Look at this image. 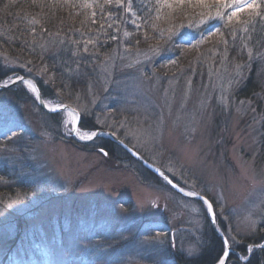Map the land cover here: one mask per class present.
<instances>
[{
    "label": "rangeland",
    "instance_id": "374dc122",
    "mask_svg": "<svg viewBox=\"0 0 264 264\" xmlns=\"http://www.w3.org/2000/svg\"><path fill=\"white\" fill-rule=\"evenodd\" d=\"M143 1L127 0L124 14L110 21L120 26L123 17L143 30L132 9ZM107 4L122 8L114 0ZM197 9L178 19L179 26L193 25L180 33L206 38L193 46L199 36L192 44L178 36L182 59L158 61L137 46L115 47L94 78L81 79L79 87L63 83L58 100H44L50 109L68 105L79 113L78 139L110 132L185 191L207 198L229 241L227 264L231 255L247 263L264 247L263 241L246 255L236 250L247 240H264V33L258 42L248 29L260 25L264 32V14L202 24L207 15L201 14L216 16V10ZM124 28L114 31L121 41L131 36ZM250 45L261 49L254 53ZM255 64L261 93L239 98ZM0 92V132L19 126L15 140L0 141V148L8 145L0 151V188H10L0 192V264H177L176 252L199 254L210 220L203 202L184 198L122 151L107 155V137L78 142L67 112L51 118L31 84Z\"/></svg>",
    "mask_w": 264,
    "mask_h": 264
},
{
    "label": "trees",
    "instance_id": "16d2710c",
    "mask_svg": "<svg viewBox=\"0 0 264 264\" xmlns=\"http://www.w3.org/2000/svg\"><path fill=\"white\" fill-rule=\"evenodd\" d=\"M143 2L132 8L142 20L143 30H135L123 22V17L119 20L120 26L113 25L110 18L114 14L122 16L125 6L116 9L113 5H108L106 0H0V84L14 76L30 78L36 82L45 100H58L57 93L65 88L63 83L78 86L77 83H82L81 79L94 78L92 74L99 68L104 56L115 50V47L137 46L140 51L152 52L153 58L158 61L159 58L171 55L180 59L176 41L183 33H180L182 27L179 26L182 20L178 19L191 17L192 11L197 12V8L201 7L196 1L188 4L187 0L186 5L181 7L173 5L172 0H169L172 7L165 6L162 0ZM125 4L127 0H124ZM190 5L187 10L186 6ZM170 15L175 23L173 27L170 26ZM122 27H127L124 30L131 33L130 38L125 41L119 40L121 35H114V31ZM261 28L262 26L254 24L248 28L258 42L264 33ZM194 36L198 37L199 34ZM85 46L88 48L87 52H84ZM250 48L254 53L261 49L255 45H250ZM259 78L255 64L239 87L238 97L255 100L261 93ZM14 90L16 91L13 88L6 92ZM48 115L54 119L61 116L60 113ZM103 144L104 151L109 156L115 151H122L130 156L109 139H103ZM151 176L156 178L153 173ZM9 189L2 187L0 192L7 193ZM206 225L205 240L199 254L188 258L176 252L174 256L177 264L218 263L217 257L224 252V243L214 232L210 220ZM263 241L262 238L255 243L247 240L241 246H236V250L246 255L248 246L260 245ZM228 264H264V250L255 248L247 263H242L236 255H231Z\"/></svg>",
    "mask_w": 264,
    "mask_h": 264
},
{
    "label": "snow or ice",
    "instance_id": "6c2138e0",
    "mask_svg": "<svg viewBox=\"0 0 264 264\" xmlns=\"http://www.w3.org/2000/svg\"><path fill=\"white\" fill-rule=\"evenodd\" d=\"M107 2L111 3L112 0H107ZM115 4L117 7H123L124 6V0H114ZM186 2V0H175V3L177 6H181L184 5ZM197 4L201 7V8H207L209 10L211 9H215L216 10V16H212L211 13H207V14H201L202 17L204 15H207V20L205 19H201L200 23H207L208 21L211 20H223L226 22H231L234 18L239 19L240 14L241 13H247L249 17H253V16H262V14H264V0H214V3H209V0H196ZM130 3V0H129ZM162 3L167 6V7H172V4L169 2V0H162ZM188 4L192 3V0H187ZM224 9H230V11L225 12L223 11ZM130 10V8H129ZM95 15V14H93ZM133 23H135V21H133ZM244 23H248V21H244ZM111 26V25H109ZM139 27V26H137ZM182 28H187V29H191L193 27V25L189 24V25H182ZM246 31V29H245ZM215 32H220V28H216ZM208 34H213L212 32H209ZM115 37H113L114 39ZM205 33L204 32H200L199 33V39L196 40V44L193 46H198L200 43H202L205 39ZM195 39V37L190 33L185 31L182 35H181V40L185 43L188 44H192V40ZM89 43H91V41H89ZM225 44H227V41H224ZM88 48L87 46L84 47V52H87ZM155 51V50H154ZM171 63H174V61H171ZM21 82H23V78H21ZM30 83V82H29ZM58 110V108H52L51 111L52 112H56ZM67 114L68 116L71 118L68 123L70 126V131L72 132H79L81 129L80 127L76 126L77 122H78V115L76 113V111L73 110H67ZM19 126H13V125H6L4 126V130L2 132H0V141H5V142H12L13 140H15L18 135V129ZM96 135L95 132H91L90 134H87L85 136H81V139H91L92 137H94ZM7 143H5L3 145V148H0V151H6L7 150ZM101 151H103V149H101ZM165 179L167 180V183L171 184L173 188L176 187L175 184H173L171 179H168L165 176ZM180 191H184L183 188L180 189ZM187 196L190 197H198L200 196V193L192 190V191H188L186 193ZM202 199V197H201ZM15 203V201L13 202ZM204 203L207 205V210L209 212L212 213V219L213 222H215V213L213 212V206L212 204H209L207 201H204ZM11 206V205H10ZM233 242H238L236 241L235 237L231 238ZM223 243L225 245L229 244V241L227 239H225L223 241ZM262 250H264V247H262ZM247 251L248 252H252L253 249L251 246L247 247ZM229 253L228 252H222V255L217 257L218 260V264H227V257H228ZM245 257H242V259H244Z\"/></svg>",
    "mask_w": 264,
    "mask_h": 264
},
{
    "label": "water",
    "instance_id": "95a60500",
    "mask_svg": "<svg viewBox=\"0 0 264 264\" xmlns=\"http://www.w3.org/2000/svg\"><path fill=\"white\" fill-rule=\"evenodd\" d=\"M21 78H23V83L27 82L29 84H31L34 88V91L36 92V97H37V100H38V104L39 106L45 110L46 112H51V109L46 106L45 104V100L42 96V93L38 87V85L36 84V82L30 78H26V77H19L17 78L16 80L12 81L9 85H2L0 84V91L1 90H4V89H8V88H11L19 83H22L21 82ZM58 110L56 111V113H60V112H67L65 109L67 110H73L74 108L71 107V106H68V105H64V106H60V107H57ZM75 110V109H74ZM76 111V110H75ZM78 117L80 118V115L79 113L76 111ZM79 121V119H78ZM79 122H77V125H78ZM76 133L77 132H73V137L80 143H85V142H91L99 137H107L109 138L111 141L115 142L118 146H120L126 153H128L133 159H135L138 163H140L144 168H146L148 171H150L151 173H153L154 175L160 177L161 179H163L165 181V183H167V180L165 179V176L168 178V179H171L170 177H168L163 171H161L159 168H157L156 166L150 164L149 162H147L140 154H138L134 149H132L130 146H128L127 144H125L123 141H121L120 139H118L114 134L110 133V132H103V131H98L96 132V135L94 137H92L91 139H87V140H80L77 138L76 136ZM172 180V179H171ZM173 184L176 185L175 188L172 187L171 184L167 183L175 192H177L178 194H180L181 196H183L184 198L186 199H190V200H197V201H201L204 203V201H207L209 204H212L207 198H205L204 196H198V197H190V196H187L186 193L187 191H180V189L182 187H180L177 183H175L173 180H172ZM202 197V199H201ZM205 204V203H204ZM206 205V204H205ZM213 206V205H212ZM207 207V205H206ZM209 212V211H208ZM213 212L215 213L214 211V208H213ZM209 218H210V221H211V225H212V228L214 230V232L220 236L223 241L225 240V238H223L221 235H220V231L217 227V222H216V217H215V222H213V219H212V213L209 212ZM226 246V251L227 252H231V248H230V245H225ZM228 259V257L226 258Z\"/></svg>",
    "mask_w": 264,
    "mask_h": 264
},
{
    "label": "bare ground",
    "instance_id": "6f19581e",
    "mask_svg": "<svg viewBox=\"0 0 264 264\" xmlns=\"http://www.w3.org/2000/svg\"><path fill=\"white\" fill-rule=\"evenodd\" d=\"M80 137H81V135H80Z\"/></svg>",
    "mask_w": 264,
    "mask_h": 264
}]
</instances>
